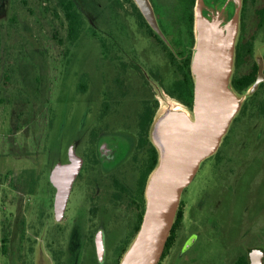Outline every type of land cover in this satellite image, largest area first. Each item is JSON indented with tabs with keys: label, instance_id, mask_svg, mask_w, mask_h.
Wrapping results in <instances>:
<instances>
[{
	"label": "flooded vegetation",
	"instance_id": "1",
	"mask_svg": "<svg viewBox=\"0 0 264 264\" xmlns=\"http://www.w3.org/2000/svg\"><path fill=\"white\" fill-rule=\"evenodd\" d=\"M90 1L82 3L81 0V9L85 7L86 10ZM97 1L102 5L99 16H102L103 31L92 20L98 15L87 10L91 14L86 16L92 21L87 33L95 41L100 59L108 69L104 75L106 78L101 81L102 91L97 95L92 93L98 83L92 84L96 81L92 79L91 82L89 77L94 76L88 73L87 83L80 87L81 93L90 95L84 102V111L72 113L69 127L66 123L62 126V130H68L65 137L62 134L61 139L59 134L60 138L54 142L46 172V192L40 193L42 195L38 192L32 207L23 214L20 221L21 243H13L7 238L2 240L3 258L9 259V263L4 261L2 264H37L39 257H48L51 264H120L141 228L146 208L147 181L158 162L151 128L160 100L153 81L165 93L193 108L194 83L193 100L188 103V90L182 92L180 85L172 80L173 74L178 80L186 78L184 74L189 70L186 60L189 54L192 57L195 43L194 37L190 39L192 34L185 30L181 33L182 24L178 27L181 29L179 32L164 33L170 43L174 37L183 38L182 47L178 48L172 43L179 60V65L174 66L157 35L166 44L169 43L153 28L155 33L142 25L130 2ZM152 2L156 4L154 0ZM158 2L167 12L172 7L170 0ZM127 4L132 11L125 12L121 18L117 9H123ZM172 17V13L168 15V19ZM125 18L131 23L126 22ZM259 39L264 40V0H243L235 73H253L256 64L255 77L250 85L258 77L255 42ZM251 42L252 53L248 49ZM69 49L65 51L67 64L71 61L67 57L75 54H70ZM179 92L184 96L181 97ZM247 103L246 113L239 114L218 151L212 155L215 166L222 172V175L219 172L224 180L220 186L222 191L232 190L235 180L241 179L243 169L250 167L253 152L261 147L264 127L253 129L246 126L248 120L254 119L258 112L264 116V80L244 105ZM234 124L238 126L234 127ZM243 152H248L245 160L242 158ZM73 161H80V169L73 180L66 204L58 208V187L51 178L52 172L58 165ZM207 202L205 194L195 202L181 200L170 237L157 264H200L196 257L190 258L187 254L202 238L224 247L217 255L216 262L210 261L208 264H250V253L254 250L262 251L264 264V202L254 212L250 204L246 205V224L232 238L227 219L220 211L221 200L218 199L213 208L208 206L209 212L205 211ZM191 221L196 225L192 223L188 227L186 223ZM185 227L190 229L188 233Z\"/></svg>",
	"mask_w": 264,
	"mask_h": 264
},
{
	"label": "rangeland",
	"instance_id": "2",
	"mask_svg": "<svg viewBox=\"0 0 264 264\" xmlns=\"http://www.w3.org/2000/svg\"><path fill=\"white\" fill-rule=\"evenodd\" d=\"M83 10L85 17L91 14L87 10L99 16L102 5L92 0ZM127 11H132L128 4L117 9L121 18ZM85 20L84 34L70 45L68 23L56 0H0V264L9 263L2 255V240L21 243L23 214L32 207L38 192H46V172L54 142L60 138L59 134L62 139L68 130H62V126L66 123L69 127L72 113L84 111V102L90 95L81 93L80 87L87 83L88 73L94 76L89 75L91 82L96 81L92 84L98 83L92 93L97 95L102 91L101 81L106 78L107 67L100 59L95 41L87 33L92 21L88 17ZM92 20L103 31L102 16ZM125 21L128 20L125 18ZM132 27L136 29L134 24ZM67 49L70 54L75 53L67 57L71 58L68 64L65 63ZM255 52L256 58L264 55V40L255 42ZM152 84L155 93L163 96L164 105L167 99L172 100L158 84L154 81ZM260 113L248 120L246 127H264V116ZM247 153H242L244 160ZM253 154L250 167L243 169L241 179L235 180L232 190L220 189L224 182L222 172L211 156L202 162L182 195V199L191 203L205 194L206 212H209L208 206L213 208L220 199V211L227 219L231 238L246 224V205L250 204L254 212L264 202V139ZM192 223L196 225L192 221L186 225L190 227ZM188 227H185L186 233ZM223 249L222 244L202 238L187 255L196 257L200 264H208L216 262Z\"/></svg>",
	"mask_w": 264,
	"mask_h": 264
},
{
	"label": "water",
	"instance_id": "3",
	"mask_svg": "<svg viewBox=\"0 0 264 264\" xmlns=\"http://www.w3.org/2000/svg\"><path fill=\"white\" fill-rule=\"evenodd\" d=\"M150 26L171 45L159 25L151 0H134ZM243 0H196L195 43L191 57L193 108L169 95H158L160 107L151 128L158 162L146 189L143 222L120 264H157L170 237L185 188L203 161L214 155L229 133L244 103L264 80L263 55L257 56L258 77L240 92L233 84L237 44L241 33ZM160 87V86H159ZM161 88V87H160ZM77 163L60 164L52 172L58 187L57 207L64 206ZM250 264H263L262 251L250 253ZM37 264H51L39 257Z\"/></svg>",
	"mask_w": 264,
	"mask_h": 264
},
{
	"label": "trees",
	"instance_id": "4",
	"mask_svg": "<svg viewBox=\"0 0 264 264\" xmlns=\"http://www.w3.org/2000/svg\"><path fill=\"white\" fill-rule=\"evenodd\" d=\"M57 3L59 4V7L61 8L67 23H68V42L75 43V41L79 40L82 36L81 34L85 32V16L83 13V10L81 9V0H56ZM127 2H130L136 13L137 16L141 19L142 25L146 26L149 30V32L155 33V31L150 27V25L147 23L146 19L142 15L140 9L138 8L137 4L135 3L134 0H125ZM156 4H152L154 6L157 19L159 21V25L161 29H163V32H179L181 29L180 25L182 24L183 30L182 32L189 31L192 34V37L190 38L193 40V37L195 39V34H194V7H195V1L196 0H170L171 6L168 9L165 10L163 6H161L160 2L158 0H154ZM172 13V18L171 20L168 19V15H171ZM171 17V16H170ZM167 18V21L165 19ZM193 29V31H192ZM185 30V31H184ZM159 41L162 43V46L164 50L167 51L168 55L172 59V63L174 66L179 65V60L178 57L176 56L175 48L172 45L174 42L176 46L182 47L183 44V38L182 37H174L172 39L173 42H171V45L166 44L158 35H157ZM248 49L251 51L253 50V44L252 42L248 44ZM190 57L191 54L188 55V58L186 60V64L188 66V72H185V79H177L175 78V75H172V80H174V83L179 84L181 87V91L184 92L185 90H188V94L190 96L188 103H192V98H193V77L191 75V70L189 66L190 62ZM257 65H254V71L253 73H242L240 74L239 72L235 73V76L233 77V84L236 87V89L239 91H244L246 90L249 86L250 83L253 81V77H255ZM180 93V96L183 97L184 94ZM247 104L244 105V107L241 110L242 115L246 113L247 111ZM238 118V117H237ZM236 118V119H237ZM235 119V120H236Z\"/></svg>",
	"mask_w": 264,
	"mask_h": 264
}]
</instances>
